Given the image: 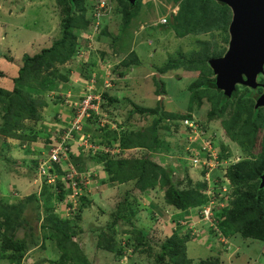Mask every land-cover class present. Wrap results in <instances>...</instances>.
Here are the masks:
<instances>
[{
	"label": "trees",
	"instance_id": "1",
	"mask_svg": "<svg viewBox=\"0 0 264 264\" xmlns=\"http://www.w3.org/2000/svg\"><path fill=\"white\" fill-rule=\"evenodd\" d=\"M56 1L66 12V16L62 20V36L32 55L25 54L21 64L15 66L16 73L11 77L12 86L10 88L0 86L1 148H5L7 145V138L15 139L18 146L36 140L38 137L36 132L32 130L27 132L26 121L40 119L39 110L49 102L48 97L42 92L56 91L60 81L67 80V73L59 72L57 67L74 61L77 50L75 35L82 33V30H89L92 26L95 4L92 6L91 14H88L87 9L80 6L82 2L80 0ZM98 1L95 0V2ZM114 1H116V5L113 6V0H111L109 14L111 11L119 13L122 28L125 29L139 10L141 0H137L132 6L126 0ZM169 1L178 5L179 8L176 13L168 15L165 23H159L163 30L173 29L179 37L186 34L209 32L213 35L220 33L224 34V40L228 42L231 11L226 4L216 0ZM106 17L108 16L102 17V23L105 22ZM100 27L99 32L102 25ZM152 28L148 26L145 31L150 34ZM121 31L119 36H125L124 30ZM126 35L128 36V34ZM197 43L201 46L197 52L193 51L189 54L180 52L176 57H170L157 70V73L161 74L169 70L186 68L192 71L197 70L200 73L199 78L188 85L190 91L189 111L170 113L166 112L161 104H157L155 108L135 105L134 110L141 115L154 116L151 124L146 127H125L117 120L109 118L104 110L121 102L119 96L123 88H114L112 84L109 87H104L101 82L104 75L99 77L98 73L97 84L102 87L99 88L100 113L104 114L107 119L106 122H103L105 134L90 133L85 129L86 123L84 130L90 133L92 142L102 146L118 147L119 151L109 155L101 150L92 153L89 148H78L70 154L76 168L82 171L92 167L93 164L102 163L101 167L105 173V177L101 178L103 182L127 183L133 181L135 197L141 192L145 193L148 190L160 188L164 191L165 202L175 210V215L167 222L171 225L169 233H165L163 238L153 240L149 238L148 231L134 227L135 225L130 221V214L133 210L130 209L129 212H126L129 206L126 207L123 202L122 204L125 205L123 212L118 208L113 218L98 227V232L95 234V248H93L110 252L117 260L121 261L125 253H129V256L132 257L135 251H139V253L151 255L153 264H221L218 256H206L197 260L189 257L186 250L187 241L191 238L193 241L203 238V244L207 245L211 244L210 237L212 235L214 241L212 249L218 246L222 250H225L223 239L226 238L233 239L239 236L264 242V187L259 188V176L264 168V132H261L264 129L262 108L253 106L256 94L246 87H241L242 85L236 86L231 97H227L220 89L216 88L209 59L221 56L226 49H220L215 39L197 40ZM134 54V50L129 48L128 58L125 56L114 67L113 71L116 69L118 79L125 75L133 62L136 63ZM123 67H125L124 70ZM88 74L83 72L81 75L83 78L89 79ZM0 76H5L4 72L0 71ZM153 78L157 85L156 95L165 94L162 81L156 79V74ZM112 82L119 85V80ZM241 89L243 92L239 91ZM56 97L59 99L58 95ZM203 98L208 100L209 108L205 113L202 128L207 131L214 121L220 120L223 127L222 135L236 145L242 160L228 168L227 176L231 179L233 189L225 193V196L216 198V201L222 204L218 203L213 208L215 226L203 221L192 228L189 225H184L182 221L185 219L188 209L206 201L202 192L205 181H194L187 173L183 180L171 167L154 162L152 157L155 152L161 151L164 147L168 148V143L163 146V137L158 132L162 121L168 119L170 126L176 131L179 126L178 120L191 119L192 110L199 113ZM195 103L197 106L194 109ZM88 122L98 123L97 116L93 114ZM113 123L116 124L115 127L112 126ZM213 134L215 133L213 132ZM46 135H49L48 130ZM44 141L50 142L46 136ZM223 144L220 148L225 152L223 155L227 157L231 152L225 146V144L227 145L225 141ZM255 151L258 153L255 154ZM33 161L37 165V159L34 158ZM55 166L56 169H60L57 164ZM213 176L216 184L222 183L220 175ZM14 186L16 187L12 184L13 189H15ZM56 190L59 191L55 192ZM65 196V183L59 177L56 183H50L43 179L39 194L38 192L30 194L16 202L0 200V259L13 264L21 263L29 250V244L26 238L20 237L18 233L21 228L33 223L29 215L26 214V210L31 209L37 214L35 220L38 221L40 217L42 218L39 226L42 228L43 238L54 241L58 251L61 252L58 259L47 260L48 264H96V260H90L88 252L86 253L78 246L76 233L70 230L71 221L80 218V213L90 202V198L86 194H81L76 212L71 218H68L60 216L56 211V204L63 201ZM124 200H127L126 196ZM119 205L120 203L117 204V206ZM156 211L163 213L162 208ZM197 216L199 218L200 214ZM119 220H122L127 227L123 231L126 237H116ZM35 228L36 226L32 227V231ZM127 248H130L131 251L128 252ZM129 260L132 258H128Z\"/></svg>",
	"mask_w": 264,
	"mask_h": 264
},
{
	"label": "rangeland",
	"instance_id": "2",
	"mask_svg": "<svg viewBox=\"0 0 264 264\" xmlns=\"http://www.w3.org/2000/svg\"><path fill=\"white\" fill-rule=\"evenodd\" d=\"M80 1H82L80 6L85 7L88 14H91L93 4L96 5L97 3L95 0ZM106 2L110 7L111 0H106ZM114 5H116V1L113 0ZM176 6L179 7L169 0H141L139 10L125 29L122 28L120 14L111 11L110 14L108 12V17L105 18L100 32H96L93 27L88 32L82 30V33H75L77 50L74 61H69L57 67L59 72L67 73V80L65 82L60 81L56 91L42 92L48 97V105L39 110L40 119L26 121V124H28L27 132H30V130L36 132L38 135L36 140L18 146L15 139L7 138L5 148H1L0 141V200L16 202L30 194L36 192L39 194L43 180L36 174V165L33 158L40 160L43 152L48 147L49 142L44 141L45 136L49 138L51 143L56 131H61L67 125L69 117L65 114L69 109L68 103L78 100L80 94L86 92L87 84L83 82L85 78L81 75L83 72L87 74L95 71V77L98 73L100 77L106 71L104 80L110 81L111 78H113L112 81L119 80V85H115L113 82L110 83L114 88H123L119 96L121 102L109 106L104 111L109 115V118L117 120L125 127H146L151 124L154 116L141 115L134 110L135 105L155 108L157 104H161L166 112L170 113L189 111L190 91L188 85L197 80L200 73L197 70L179 68L161 73L157 77L158 67L166 63L170 57H176L180 52L182 54L197 52L201 48L197 40L215 39L220 49H226L228 42H225L224 34L220 33H214L213 35L209 32L186 34L179 37L173 29L163 30L162 26L159 25L160 20L164 17L167 19V15L171 14L172 10H176ZM65 13L56 0H0V71L4 70L6 71L4 73L8 75L14 71L15 74V66L21 64L25 54L32 55L41 48L49 46L53 40L60 38ZM148 26L153 27L150 34L145 31ZM121 30H124L125 36H119ZM129 48L135 52L136 63L133 62L132 67L125 72V75L118 79L116 69L113 71L114 67L117 66L114 64L128 56ZM10 61L11 64H9ZM122 69L124 70L125 67ZM154 74H156V79L162 81L165 93L163 95L157 96L155 93L157 85L154 82ZM7 79L3 82L0 81V86L10 88L12 86L11 77ZM239 91L243 92L242 89ZM56 95L59 96V99ZM196 106L195 103L194 109ZM199 108V113L192 110V116L204 120L205 113L209 108L208 100L203 98ZM261 114L264 115L263 106ZM203 123V121L198 122L200 129ZM103 124L100 122L91 124L87 121L85 129L93 134H105ZM184 125L185 123L175 131L170 126L168 119L162 121L158 132L163 137V146L168 143V148L164 147L159 152L167 155V164L180 178L184 180L187 173L195 179L199 176V172L189 167L186 152L181 148V146L184 148V139L186 138L187 129ZM212 125L215 127L209 130L210 133L212 131L218 133L223 131L220 120L214 121ZM47 130L49 135H46ZM197 132L201 133L199 129H197ZM261 132L263 133L264 129ZM213 140H218V138L215 137ZM37 149L39 151H36ZM142 151L144 150L142 149ZM257 153L258 151H255V154ZM73 165L76 167V164ZM97 165H102V163ZM97 168L101 167L97 166ZM16 172L23 175L20 176ZM215 172L227 176V169ZM92 174L93 176L87 179V186L91 187L90 190L93 193L90 196L91 200L83 208L80 218H73L75 220L70 223V230L76 233L78 246L86 253L88 252L89 259L96 260V264H153L151 255L139 253V251H135L132 257L129 256V253H125L127 259L121 262L115 259L110 252L100 251L99 249L94 250L95 244L93 242H95L98 227L104 225L108 219L113 218L118 208L123 212L125 208L123 202H125L126 207L129 206L126 212H129L130 209L133 210L130 214V221L135 225L134 227L148 231L149 238L153 240L163 238L165 233H169L171 230L167 222L175 215L173 207L169 206L163 199V191L160 188L151 191L147 196L150 202H147L144 196L135 197L133 181L129 182V185H119L116 182L109 181L100 182L98 172L93 171ZM35 178L38 180L36 181ZM83 178H85V174ZM12 184L16 185V187L14 186L15 189L12 188ZM125 196L127 200H124ZM118 203H120L119 206H117ZM73 205L77 209L78 197L75 198ZM160 207H162L164 214L161 213L163 216L156 211ZM56 211L60 216L65 217L64 209L56 206ZM61 211L63 215L60 213ZM26 214L29 215L33 223L30 226L21 228L18 233L20 237L24 236L29 244V250L20 264H48L47 260L58 259L61 252L58 251L54 241L43 238V231L39 226L42 218L40 217L38 221L35 220L37 214L31 209L26 210ZM34 226L36 228L32 231ZM117 228L116 237H126L123 231L127 227L122 220H119ZM210 238L211 244H207L206 247L205 243L203 244V238L197 239L195 242L191 238L186 243L187 255L194 260L210 256L213 253L211 249L214 243L212 235ZM120 240L122 241V239ZM237 241L241 243L242 249L231 258L230 261L233 264H239V261H245L240 262V264H250L254 260L256 261L253 264H257V262L264 264L263 241L249 238L241 242L239 239ZM86 242L88 247H85ZM127 251L129 252L131 249L127 248ZM128 258H132V260L128 261ZM0 264H7V262H2V259H0Z\"/></svg>",
	"mask_w": 264,
	"mask_h": 264
},
{
	"label": "built area",
	"instance_id": "3",
	"mask_svg": "<svg viewBox=\"0 0 264 264\" xmlns=\"http://www.w3.org/2000/svg\"><path fill=\"white\" fill-rule=\"evenodd\" d=\"M108 10L109 6H107L106 0H99L94 6L92 28L94 27L96 32L100 28L101 18L108 14ZM160 21L166 22V17ZM104 73L106 74L107 72L105 71ZM95 74V71L91 72L90 78L83 81L87 84L86 92L80 94L78 100L68 103L69 111L65 114V116L69 117L67 125L55 134V137L51 140V143L49 142L48 147L43 152V156L40 157L41 159H37L36 170L39 177L45 178L50 183L56 182L61 177L65 185L69 188L68 200L71 206L66 209L69 216H72V212L75 209V205H73L75 198H79L81 194L88 190L90 186H87V179L93 176V171H96L92 167L79 171L73 165L75 163H73L70 154L82 147L89 148L92 153L96 150H101L109 155L119 151L118 147L102 146L92 142L90 140V133L84 130V124H87V121L89 118H92L93 114L97 116V122L103 123L107 121L106 116L100 113L99 88L102 87H100L101 85H97L98 74L96 77ZM102 85L108 87L111 83L105 79ZM184 123L187 126V143L185 149L192 165L210 172L216 164L219 165L221 163L212 139L204 134V131L200 129L197 121L185 119ZM115 126L113 124V127ZM197 129L201 133L197 132ZM55 164L60 169H56ZM84 174L85 178H83ZM212 203L213 201L211 200L210 204ZM210 210L211 205H208L201 211V220L215 226Z\"/></svg>",
	"mask_w": 264,
	"mask_h": 264
},
{
	"label": "water",
	"instance_id": "4",
	"mask_svg": "<svg viewBox=\"0 0 264 264\" xmlns=\"http://www.w3.org/2000/svg\"><path fill=\"white\" fill-rule=\"evenodd\" d=\"M132 6L137 0H126ZM231 11L229 40L221 56L211 57L209 65L215 87L231 97L237 85L256 88L258 74L264 75V0H216ZM264 87V84H263ZM264 105V91L257 95L254 107ZM259 187H264V169Z\"/></svg>",
	"mask_w": 264,
	"mask_h": 264
},
{
	"label": "clouds",
	"instance_id": "5",
	"mask_svg": "<svg viewBox=\"0 0 264 264\" xmlns=\"http://www.w3.org/2000/svg\"><path fill=\"white\" fill-rule=\"evenodd\" d=\"M177 6H176V10H177ZM172 13H176V11H175V9H174V11L172 12ZM170 15V14H169ZM168 16V15H167ZM93 17V16H92ZM160 23H165V22H160ZM93 24V23H92ZM101 25H103V23H102V20H101V24H100V26ZM91 28H92V26H91ZM90 28V29H91ZM101 28V27H100ZM99 28V29H100ZM90 29L89 30H87V31H90ZM87 31H85V32H87ZM99 31V30H98ZM84 32V31H83ZM117 64H119V62L118 63H116V64H114V65H117ZM132 67V66H131ZM156 74H158L157 75V77H159L160 76V74L159 73H156ZM89 76H90V73H89ZM104 77H105V74H104ZM104 77L102 78V83H103V81H104ZM111 79H113V78H111ZM86 80V79H85ZM110 82H112L111 80H110ZM98 85V84H97ZM111 86V85H110ZM109 87V86H108ZM185 119H187V120H195V121H197V123L198 122H201V121H203L202 119H200V118H196L195 116H192L191 117V119L190 118H185ZM185 119H182V120H178V122H179V126H178V128H180V126L184 123V120ZM184 127H185V129H187V126L186 125H184ZM213 127H215V126H213L212 124H211V127L206 131L205 129H203V128H201V129H203V131H204V134L205 135H207V134H209L208 136L212 139V143H213V145H214V147L216 148V152H217V154H218V157H219V159H220V161H221V163L219 164V165H217L216 167H214L210 172H208V171H206V169H202V168H199L198 166H193L192 165V163H191V160L189 159V156H188V153H187V151H186V149H185V147H186V143H187V137L184 139L185 140V143H184V148H183V146H181V148L186 152V158H187V160L189 161V167L190 168H193V169H195V171L196 170H198V172H199V176L198 177H196L195 179H193L191 176V178L194 180V181H205V183H204V187H203V194H204V196H205V198H206V201L203 203V204H201V205H199V206H196V207H193V208H190V209H188L187 211H186V214H185V219L182 221V223L184 224V225H189L190 227H192V228H195L198 224H200V223H202L203 222V220H201V211H203V209L205 208V207H207L208 205H211V210H210V213L212 214V216H213V219H214V215H213V208L219 203V204H222L221 202H217L216 201V198L217 197H220V196H222V195H224L225 196V193H227V192H229V190H232L233 189V184H232V182H231V179L229 178V176H224V175H222V174H220V173H218V172H215V171H218V170H226L227 169V172H228V168L229 167H231V166H233V165H235V164H237L238 162H240L241 160H242V156L240 155V152H239V150L237 149V147H236V145L234 144V143H232L231 141H228V139L227 138H225L224 136L222 137V132L221 133H218V132H216V131H212L211 133H210V129L211 128H213ZM177 128V129H178ZM213 132L215 133V134H213ZM186 133H187V130H186ZM215 137H217L218 138V140H213V139H215ZM226 142L227 143V145L225 144V146L230 150V152L231 153H229V155L227 156V157H225L224 155H223V153H225L224 151H222L221 150V148H220V146H221V144H223V142ZM224 145V144H223ZM161 156H164L163 154H160V152L158 151V152H155L154 153V155H153V157H152V160L154 161V162H156V163H158V164H160L158 161L161 159ZM102 166V165H101ZM93 168V167H92ZM264 169V168H263ZM36 172H37V170H36ZM262 172H263V170H262ZM261 172V173H262ZM38 174V173H37ZM213 175H220L221 176V181H222V183H220V182H218V184H216V181H214L213 180ZM261 175V174H260ZM39 176V175H38ZM40 179H45V178H40ZM35 180H38L37 178H35ZM259 180H260V176H259ZM42 183V182H41ZM56 183V182H55ZM260 183V182H259ZM260 188V187H259ZM65 190H66V196H65V199H63V201H61V202H58L57 204H56V206H59L60 208H62V209H64V212H65V217H72L73 215H74V212H76V208L74 209V211L72 212V216H69L68 214H67V212H66V209L68 208V207H70L71 206V203H70V201L68 200V195H69V192H70V190H69V188L65 185ZM57 191H59V190H57ZM87 191H85L83 194H85ZM80 197V196H79ZM213 201V203L212 204H210V201ZM79 198H78V206H79ZM78 208V207H77ZM177 211V210H176ZM174 212H175V210H174ZM60 213H62V211L60 212ZM198 214H200V217L198 218ZM62 215H63V213H62ZM197 216V217H196ZM63 217V216H62ZM214 222H215V219H214ZM186 223H188V224H186ZM195 223V225H193ZM244 239H246V238H244V237H240L239 238V240L240 241H242V240H244ZM249 239H252V238H249ZM223 242L225 243V250L227 251V252H229L230 253V256H235L236 254H234L235 252H237V246H239V249H242L241 247H240V245L239 244H237L236 246H234L233 244H232V242L230 241V239L229 238H226V239H223ZM120 244H121V241H120ZM125 256V257H124ZM125 259H127V255L126 254H124L123 255V259L121 260V262H123ZM2 262H5V261H3L2 260ZM7 264H13V263H9V262H7Z\"/></svg>",
	"mask_w": 264,
	"mask_h": 264
},
{
	"label": "crops",
	"instance_id": "6",
	"mask_svg": "<svg viewBox=\"0 0 264 264\" xmlns=\"http://www.w3.org/2000/svg\"><path fill=\"white\" fill-rule=\"evenodd\" d=\"M12 62L10 61L9 62V64H11ZM2 72H6V71H4V70H2ZM5 74V73H4ZM13 74H14V71H13V73L12 74H5V76H0V81H4L5 79H7V78H9V77H12L13 76ZM8 80V79H7ZM69 107V106H68ZM69 111V109L67 110V112ZM62 119V118H61ZM65 121V120H64ZM56 133H57V131H56ZM34 159V158H33ZM166 160V161H165ZM167 161H168V159H167V155L165 154L164 156H163V158H161L158 162L160 163V164H162V165H164V166H169V167H171L169 164H167ZM97 164H99V163H97ZM97 164H93L92 165V167L98 172V176H99V181L100 182H103L102 180H101V178L103 179L104 177H105V173H104V171L102 170V167H101V165H97ZM173 165V164H172ZM97 166H100L101 168H97ZM37 181V180H36ZM129 182H127V183H117V184H122V185H129L128 184ZM105 184H107V183H105ZM91 187H89L88 188V190H87V192L85 193L86 194V196H88L89 198H90V196L91 195H93V193L91 192ZM153 190H157V189H151V190H148V191H146L145 193H143V192H141L140 194H138V197L139 196H144L145 197V199H146V201L147 202H150V199H147V196H149V193L151 192V191H153ZM161 191H163L162 189H161ZM163 196V199H164V191H163V194H162ZM90 200H91V198H90ZM139 200V199H138ZM162 207H160V209H161ZM154 211V210H153ZM169 225V228L171 227V225L170 224H168ZM230 239V238H229ZM237 239H239V236H237V237H234L233 239H230V241L232 242V244L234 245V246H236L237 244H239L240 245V247L242 248V246H241V243H239L238 241H237ZM193 241V240H192ZM195 242V241H194ZM241 242V241H240ZM93 244H95L94 242H93ZM91 246H92V244H91ZM95 246V245H94ZM85 247H88L87 246V242L85 243ZM205 247H206V245H205ZM237 248V252H235L234 254H238L239 252H240V249H239V246H237L236 247ZM221 248H219L218 246L215 248V249H211V251L213 252V253H211V255L210 256H218L219 257V259H220V262H221V264H233L230 260H231V258H232V256H230V253L229 252H227L226 250H220ZM262 252L264 253V249L262 250ZM190 257V256H189ZM234 257V256H233ZM192 258V257H191ZM254 261H256V260H254ZM254 261L253 262H251L250 264H253L254 263ZM240 262H245V261H239V264H240ZM246 264H249V263H246ZM257 264H259L258 262H257Z\"/></svg>",
	"mask_w": 264,
	"mask_h": 264
},
{
	"label": "flooded vegetation",
	"instance_id": "7",
	"mask_svg": "<svg viewBox=\"0 0 264 264\" xmlns=\"http://www.w3.org/2000/svg\"><path fill=\"white\" fill-rule=\"evenodd\" d=\"M179 8V7H178ZM178 8H177V10H178ZM177 10H175L176 12H177ZM264 66V65H263ZM214 75V74H213ZM256 81L258 82V83H260V86H258V87H256V88H249V87H247V86H241V85H237V87H246V88H248V90L249 91H252V92H254L256 95H255V97H254V104H253V106L255 105V102H256V97H257V95L258 94H260V93H262L263 91H264V87H263V84H264V75L263 74H258L257 76H256ZM236 87V88H237ZM222 93H223V91H222ZM263 107H264V105H263ZM260 108H262V106L260 107Z\"/></svg>",
	"mask_w": 264,
	"mask_h": 264
}]
</instances>
